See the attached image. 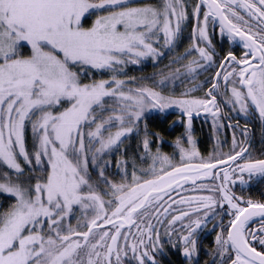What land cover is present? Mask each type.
Instances as JSON below:
<instances>
[{
    "label": "snow or ice",
    "instance_id": "snow-or-ice-1",
    "mask_svg": "<svg viewBox=\"0 0 264 264\" xmlns=\"http://www.w3.org/2000/svg\"><path fill=\"white\" fill-rule=\"evenodd\" d=\"M189 27L160 71L126 77ZM222 106L264 126V0H0V264H161L165 245L193 264L209 217L219 230L204 264H264V200L232 190L264 177V148L256 158ZM170 110L183 125L173 151L145 124L128 155L127 136ZM199 112L213 139L233 130L227 151L216 140L201 154Z\"/></svg>",
    "mask_w": 264,
    "mask_h": 264
},
{
    "label": "trees",
    "instance_id": "trees-1",
    "mask_svg": "<svg viewBox=\"0 0 264 264\" xmlns=\"http://www.w3.org/2000/svg\"><path fill=\"white\" fill-rule=\"evenodd\" d=\"M190 27L185 30V33L182 39L178 42L176 48L173 50L171 58H173L177 53L182 52L183 49L190 42L189 40ZM169 57V56H168ZM166 59H168L166 57ZM187 57L185 58L186 62ZM167 64V61L162 60L159 63L153 64L151 62L142 64L141 67L136 66H128L125 72L126 77H141V76H151L153 72H158L160 69ZM177 67V66H173ZM97 78H103L102 76H98ZM141 81H137L140 83ZM180 88H177L179 91ZM176 116L175 110H170L169 113H151L149 116H146L145 119L141 122L139 126V134L134 130L131 134L127 136L122 145L123 148L126 149V153L128 155H132L138 151L137 144L141 137L144 135V126L147 124L148 132L151 134L152 132H160L163 137V143L161 146V150L166 153H171L173 151L170 146L171 141H173L176 136L183 130V125L177 122L174 126H169V121L173 120ZM192 136L196 141V146L201 152L202 155H206L209 151H211L216 144V140H222L221 135H216L215 139H213V131L209 125V123L203 121L199 116H193L192 118ZM218 139H217V138ZM150 139H155L151 137ZM223 142V141H221ZM155 143H153L152 148L155 150ZM229 145L223 146L224 151L228 150ZM116 155L111 156L112 168L115 169V161ZM178 158V156H177ZM150 161H145V164L142 166H146ZM139 164V162H138ZM165 255L161 254L160 260L162 264H186L183 259L181 253L177 249H171L167 245H165Z\"/></svg>",
    "mask_w": 264,
    "mask_h": 264
},
{
    "label": "flooded vegetation",
    "instance_id": "flooded-vegetation-1",
    "mask_svg": "<svg viewBox=\"0 0 264 264\" xmlns=\"http://www.w3.org/2000/svg\"><path fill=\"white\" fill-rule=\"evenodd\" d=\"M218 24L216 25V29H218ZM225 46L223 45V43ZM213 43L216 44L217 50H220V46L222 44L224 49H227L229 47V42L227 41L226 36L219 41L218 37L216 35L213 36ZM233 50L239 55V52L242 50V45H240L238 42H236L235 45H232ZM209 73L214 72V69H209ZM206 73V72H205ZM223 112L226 113V110L223 108ZM203 115H200L199 117L209 123L205 118L202 117ZM232 123H239L240 127L243 128L246 124L248 126V131L250 135L251 140V147H252V153L256 158H261V150L264 148V132H262V124L258 120L257 116L255 114L247 116L245 118H241L240 116H236L235 120L232 121ZM212 131L213 128L211 124L209 123ZM216 135H221L222 140L221 141H227L229 144L231 143V138L229 132L226 133H215ZM225 137V139H223ZM217 138V137H216ZM218 139V138H217ZM223 146H226L224 144ZM243 190V189H242ZM261 192H264V177H254L252 179V182L247 186L246 193L251 196L254 200H264V196L261 195ZM204 228V227H203ZM202 228V229H203ZM200 231V239L198 240V254L197 257L193 259V264H204L206 260L210 259V256L208 255V252L213 247V240L215 237L214 232H207L206 227ZM182 255V254H181ZM183 257V255H182ZM186 264H189L188 260L183 257Z\"/></svg>",
    "mask_w": 264,
    "mask_h": 264
},
{
    "label": "rangeland",
    "instance_id": "rangeland-1",
    "mask_svg": "<svg viewBox=\"0 0 264 264\" xmlns=\"http://www.w3.org/2000/svg\"><path fill=\"white\" fill-rule=\"evenodd\" d=\"M213 31V29H212V22L210 21L209 22V32L211 33ZM215 35L218 37V40L219 41H221L222 39H221V37H220V35H219V31H218V29H216V33H215ZM223 43V42H222ZM236 44V42H233V44L232 45H235ZM223 45L225 46V44L223 43ZM221 47V46H220ZM161 51L163 52V57H162V59H160V61L159 62H161L162 60H165V61H167V64H168V62H169V60L171 59V55H172V52L173 51H167V50H164V49H161ZM169 56V57H168ZM166 57L168 58V59H166ZM148 62H151V63H153V64H156V63H154L152 60H151V58H146V59H144L143 61H141V63L139 64V65H128V66H136V67H141V65L142 64H145V63H148ZM127 66V67H128ZM173 66H178V65H173ZM127 67H126V69H127ZM125 72H126V70H125ZM207 75H209V72H206V73H203L202 74V76L201 77H199L200 79H202L203 77H205V76H207ZM205 87H207V85H205ZM178 88H180V87H178ZM180 90V89H179ZM199 94V93H198ZM225 110H226V113L231 117V122L232 121H234L235 120V118H236V116H240L241 118H245L246 116H244L243 114H241L239 111H230L228 108H226V107H223ZM153 113H157V112H153ZM222 113H224L223 112V109H222ZM200 116V115H203L202 117L203 118H205L210 124H211V126H212V118H211V116H209L208 114H205V113H203V112H199V113H194L193 114V116ZM193 118V117H192ZM142 122V121H141ZM222 123L224 124V125H227V123H228V120L227 119H223L222 120ZM212 128H213V126H212ZM226 132H229V134H230V138L232 139V133H233V130H231V129H229V128H227L226 126L225 127H223V128H221L220 129V131L219 132H216V133H226ZM237 138L238 139H240V140H242L243 139V136L241 135V133H239V132H237ZM223 139H225V137H223ZM219 141H221V140H219ZM225 141V140H224ZM229 146H230V144L229 143H227ZM226 144V145H227ZM222 150H224L223 149V146H222ZM111 158V157H110ZM259 176H257L256 178H258ZM248 179V177H247V175H245V180H247ZM205 182H207V183H211V181H205ZM252 182V180L251 181H249V183H248V185L250 184ZM247 185V186H248ZM247 186L246 187H241V185L237 182V184L235 185V186H233V188H232V190L234 191V192H236V194L237 195H244L246 198L249 196L247 193H246V188H247ZM243 189V190H242ZM189 194H191V193H189ZM0 202H4V203H7V202H9V200H8V198L6 197V196H3V195H0ZM225 208H226V205H225ZM216 211L219 213L220 212V209L219 208H217L216 209ZM218 218V217H217ZM228 216L227 215H224L223 216V219H224V221H227L228 220ZM215 223H216V220L215 219H213L212 217H209L208 218V220H207V224H206V230H207V232H214V234H215V231L216 230H219L218 228H216L215 230H214V226H215ZM204 227V228H205ZM203 228V229H204ZM202 229V228H201ZM201 229L198 231V240L200 239V231H201ZM202 229V230H203ZM161 254H163V256L165 255V251L163 252V253H158L157 254V256H156V258L158 259V260H160V257H161ZM184 257V256H183ZM195 258V257H194ZM193 258V259H194ZM161 261V260H160ZM126 264H127V262H126ZM161 264H162V262H161Z\"/></svg>",
    "mask_w": 264,
    "mask_h": 264
}]
</instances>
